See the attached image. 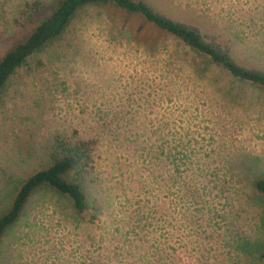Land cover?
<instances>
[{
	"label": "rangeland",
	"instance_id": "374dc122",
	"mask_svg": "<svg viewBox=\"0 0 264 264\" xmlns=\"http://www.w3.org/2000/svg\"><path fill=\"white\" fill-rule=\"evenodd\" d=\"M56 0H0V57ZM264 69V0H145ZM84 142L89 208L31 194L0 264H264V91L142 17L87 5L0 94V215L57 140Z\"/></svg>",
	"mask_w": 264,
	"mask_h": 264
},
{
	"label": "trees",
	"instance_id": "16d2710c",
	"mask_svg": "<svg viewBox=\"0 0 264 264\" xmlns=\"http://www.w3.org/2000/svg\"><path fill=\"white\" fill-rule=\"evenodd\" d=\"M87 5H112L129 15L140 16L157 30L178 39L206 60L218 65L233 78L264 91V69L240 65L225 43L207 37L197 26L161 14L145 0H56L47 8L42 9L40 2L30 7V19L33 15L37 16L32 31L23 43L6 51L0 57V94L15 70L29 56L59 39L76 12ZM89 160V149L84 142L57 140L49 161L20 182L10 206L0 215V242L20 218L31 194L39 188L47 187L68 196L77 212L88 209L89 200L83 185L82 173ZM253 187L257 193L264 195V176L254 179ZM260 258L264 260V246Z\"/></svg>",
	"mask_w": 264,
	"mask_h": 264
}]
</instances>
